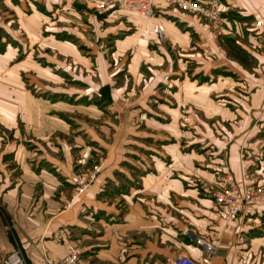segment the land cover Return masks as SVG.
<instances>
[{
    "label": "crops",
    "instance_id": "1",
    "mask_svg": "<svg viewBox=\"0 0 264 264\" xmlns=\"http://www.w3.org/2000/svg\"><path fill=\"white\" fill-rule=\"evenodd\" d=\"M223 2V20L229 32L241 38L236 40L238 50L249 59L231 56L225 45L215 41L207 23L166 0H154L152 18L119 8L84 11L81 4L61 9V0H30L32 13L24 17L14 8L19 22L36 30L32 33L38 35L45 24L47 50L69 57L77 76L92 65L94 85L78 78L82 86L61 88L62 92L65 98L69 94L80 101L103 100L111 119L84 103L69 107L67 102L39 100L22 88L18 73L9 76L16 90L4 77L0 125L11 138L4 139L0 132V261L19 249L27 264H40L44 251L57 260L78 247L82 252L76 264H171L178 252L200 264H264L257 260L264 259L260 249L264 234H248L259 225L264 203L252 204L238 218L225 222L197 178L213 181L222 168L238 184L264 185V110H259L264 60L254 48L258 31L243 28L252 17L264 23V0ZM156 24L163 27L166 42L156 39ZM89 35L93 39L86 43ZM101 41L112 49L109 61L99 47ZM171 49L176 52L173 58ZM36 64L30 69L37 70ZM140 67L149 70V81L143 80ZM121 71H125L123 79L118 75ZM240 79L255 82L249 96L235 88ZM34 80L40 84L37 76ZM128 81L132 84L126 88ZM156 84L169 94L171 88L172 99L183 100L187 110L201 108L205 118L220 117V129L204 126L201 140L196 130L191 134V124L181 134L178 125L165 123L158 111L155 119L143 120L144 110L134 107L148 100L146 95L160 96L153 93ZM139 85L143 90L134 93ZM214 88L224 91L220 103L210 97ZM74 112L102 124L95 128L92 123L90 129L72 123L66 114ZM177 134L185 138L183 145ZM135 140L147 143V148L156 142L155 153L140 160L132 150ZM185 145L188 149H182ZM94 148L106 152L97 178L70 206H64L75 162H85ZM203 241L215 244L217 254L207 258Z\"/></svg>",
    "mask_w": 264,
    "mask_h": 264
},
{
    "label": "rangeland",
    "instance_id": "2",
    "mask_svg": "<svg viewBox=\"0 0 264 264\" xmlns=\"http://www.w3.org/2000/svg\"><path fill=\"white\" fill-rule=\"evenodd\" d=\"M29 1L30 0H21V1L20 0H0V99L2 98L1 92L5 90L3 87L4 77L7 78L8 76V78L6 79V82L8 80L12 82V79H9V76H12L13 73L15 74L18 73L23 82L22 88L28 93H30L31 95H33L35 98H38L39 100H44V101L47 100L49 102H58V101H62L64 103L67 102L69 107H74V105L77 103H84L86 104V106H88L89 109H92V110L97 109L101 111V113H103L104 116L109 115L107 113V110H110V109H108V106L106 107L103 100L94 102L95 99L91 98L90 100L85 99L83 101H80L79 99H73L72 98L73 96H69V94H68V97L65 98V95L67 94L66 92H62L61 88L67 87L68 89H71V88L76 87L77 85L82 86L80 84L81 83L80 79L84 81H88V83L93 84L92 80H95V77L92 73L94 72V70H92L93 67L92 65H90L86 69L82 70V73L84 74L83 76H80V75L77 76L75 73V70H73V66L71 67V65L69 64L71 62L69 60V57H65L62 54H58V53H52L47 50V43H45L44 38H43V35H45L46 33L45 28H44L45 24H42L40 26L37 32L38 35H36L31 32V31H36V30L29 29L26 22L25 24H23L21 21L19 22V18L15 13L14 8H16V11L20 17L29 15L32 13L30 6L28 5ZM61 3H62L61 9H63L65 6H73L75 4H78V5L81 4L78 2L65 3L64 0H61ZM80 6H82L84 11H93V12L97 11L94 8L87 6L85 4H81ZM262 6H261L262 8L261 11L264 13V4ZM116 8L124 9L117 5H111L108 8L101 10L100 12L109 10V9L110 10L116 9ZM124 10H127V9H124ZM132 12L139 14L141 18H152L154 14V11L152 12L150 16L142 14L137 11H132ZM26 17L30 18L28 16ZM198 20L203 23L205 22L208 24L209 30L212 32L215 38V41L219 42V44L225 45V48L229 50V53L231 56H233L236 59L237 58L238 59H242V58L249 59L245 54L246 52L244 53L243 51L240 52L238 50L239 44L236 43V40L241 39V38L238 37L236 33L231 34L229 32L231 30H229V27L226 24V21H225L224 29H218L216 27H213L210 23H208L205 20H202V19H198ZM32 21L33 20H31V22ZM246 27H251L252 29L254 28V31L256 32L258 31L257 41L255 43L254 48H255V52H257L258 55L262 56L263 57L262 60H264V23L262 22V20H253V17H252L249 20H246L243 22V28H246ZM4 28H6L12 35L7 33V31ZM158 29L162 30V37L159 36ZM154 30H155L156 39L158 40V42L163 43L167 41L163 27L160 24H156L154 27ZM88 38L89 39L86 41V43L90 42L93 39V37L90 35ZM99 47L101 51L103 52V54L105 55L106 60L109 61L111 54H112V49L109 46V44H107L104 41H101L99 42ZM169 53H170V56H172V58L176 56L175 55L176 52L174 51V49H171ZM35 62L36 63L38 62L39 64L37 65ZM30 64L37 65L38 73H37V70L34 71L30 69L31 68L29 67ZM140 69L142 70V73L145 74V78L143 80L149 81L150 79L149 75L146 74L148 73L147 71L149 70H146V68H143V67L142 68L140 67ZM261 72H263V70H261ZM124 73L125 71H121L118 74L121 79L124 78L123 77ZM37 74H39L40 76H38ZM44 74H47V75H44ZM34 76H37L39 80H41L39 82L40 84H38L34 80ZM168 78L169 76L167 75V79ZM48 79L52 80L53 82L50 81V83H47ZM260 82L264 83V76L261 77ZM15 83L16 82L14 83L12 82V84L14 85L13 90H16L17 88L15 87ZM131 84H132L131 82L127 83L126 88L127 86L130 87ZM141 85L136 86L133 92L139 93V91H142L144 86L141 87ZM159 85L156 84L154 86L153 90L155 92L153 93H155L156 95L160 94V96L157 97L153 94L146 95V97L148 96V100L144 99L142 101L141 106L136 105L134 107V110H144L143 120L147 116L155 119L157 117L155 114L158 111L161 114L159 118L164 119L165 123L175 122V127L176 125H178L177 128L179 129L181 134H183L184 131H189V125L191 124L192 125L191 130H190L191 134H192V131L196 130L197 135H198L197 137L201 138V140H203L201 137L202 136L201 134L204 133V126L205 127L210 126L214 130L220 129V125H222L220 117L210 116L209 118H205L204 111H202L203 109L201 108H192L191 110H187L188 106L187 105L185 106L183 104V100H180L179 103H176V101L172 99L171 94L173 90L171 88H168V90L171 93L169 94L167 92L166 87L160 86L159 88ZM254 85H255V82H253L252 80H247V79H240L236 81L234 84L235 88L244 90V92L242 91L243 92L242 94L246 96L247 95L249 96V94L252 92L251 88ZM42 86L44 87L42 88ZM170 86L172 87L171 83H170ZM162 91H165L166 93ZM222 93H224V91L221 88H214V90L210 92V97H212L214 102L220 103V99L223 96ZM162 101L165 103V105H167L166 108H163L165 107V105L164 106H160V104L158 105V103ZM229 104L231 106L232 102H229ZM172 108L175 109L174 110L175 116H173L175 118L172 117L173 115L171 113ZM259 110H264V98H263V101H262V104ZM191 112H192V117L189 118ZM66 116L70 117L68 118L70 122L75 120L76 122H80L83 125L86 124L87 126L90 127V129L92 127V123H94L95 128L99 127V125L102 124L100 120L98 119L94 120L88 117V115L82 116L80 114H77L76 112L66 114ZM109 119H111L110 115L108 117V120ZM137 124H142V123H140V121L138 120ZM4 128L5 127L0 125V132H4L5 134L4 139L8 140L11 138V134H9V131H7L6 128L5 129ZM138 132H142V131H138ZM219 132L220 130H216V133L220 134ZM176 138L178 139V141L181 142L182 145L184 144L182 141L185 138L182 135L180 136L177 134ZM48 139H52V138L48 137L47 140ZM88 139L89 138L85 136V140L88 141V143L89 142L91 144L94 143L93 141L88 140ZM135 142L136 143L133 145L134 147L132 148V150H133L134 155L140 160H141V157H144L146 159V157H148L149 155L151 156V154L155 153L154 150L157 149V147L154 146L156 142L150 141L151 142L150 148H147L148 145L145 142H140V141L138 142L136 140ZM139 145H142L143 148L142 146L139 147ZM182 149H188L187 145L182 146ZM195 149L197 150L199 154L204 153L202 148L195 147ZM209 157H212V156L209 155ZM105 159H106L105 150L94 148L92 154L90 155V157H88L87 160H85V162H79V161L75 162L74 174H73V184H72V187L67 197L64 198V201H63L64 206H70L72 202H74L75 199H77L82 194L81 192L79 195L74 196V190L76 186L78 185V177L86 174L87 177L89 178L88 182H90L88 183V186H90V184L94 182V180L97 178V175L100 172ZM218 165L222 167L221 163H219ZM94 166L100 167L99 170L93 171ZM134 167L138 168V166L136 165H134ZM132 169L135 170V168L133 167ZM223 173L225 172L222 170V168L220 170L218 169V173H216L215 180L213 181L207 180L206 178L202 176L197 177L199 179V183L206 188V193L210 197H212L213 201H214V197H213L212 191L216 186L219 185L221 178L223 176ZM214 205L216 206L215 201H214ZM259 218H261L259 225L253 228H250V230H248L249 235L258 236V235L264 234V228L262 227L263 225H261L263 224L262 220H264V212L261 213ZM224 220L225 222L231 221V220H227L226 218H224ZM232 220H235V219H232ZM260 249L262 251L264 250V243L260 245ZM257 260L261 262V260L263 261L264 259H262L261 257V258H258Z\"/></svg>",
    "mask_w": 264,
    "mask_h": 264
},
{
    "label": "built area",
    "instance_id": "3",
    "mask_svg": "<svg viewBox=\"0 0 264 264\" xmlns=\"http://www.w3.org/2000/svg\"><path fill=\"white\" fill-rule=\"evenodd\" d=\"M65 3L78 2L94 8L97 11L104 10L111 5H117L124 9L137 11L145 15H151L154 11V0H64ZM170 6L195 15L197 18L210 23L213 27L224 29L223 0H166ZM162 37V30L158 29ZM100 167L94 166L98 171ZM93 179V178H92ZM91 179V180H92ZM89 178L86 174L78 177V185L74 190V196L79 195L88 186ZM215 204L227 220L238 218L248 207L256 203H264V186L256 183L243 182L238 184L229 172H225L218 186L212 191ZM202 247L207 258L217 254V246L209 241H203ZM81 248L74 247L68 254L60 259H54L45 251L41 254L40 264H76ZM171 264H200L187 254L178 252L171 258ZM0 264H27L19 249H13L6 253Z\"/></svg>",
    "mask_w": 264,
    "mask_h": 264
}]
</instances>
